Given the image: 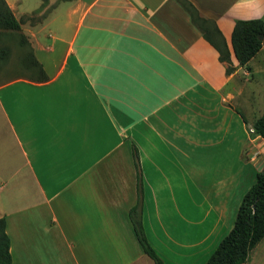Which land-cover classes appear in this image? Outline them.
<instances>
[{"label":"crops","instance_id":"obj_1","mask_svg":"<svg viewBox=\"0 0 264 264\" xmlns=\"http://www.w3.org/2000/svg\"><path fill=\"white\" fill-rule=\"evenodd\" d=\"M47 1L43 19L21 22L47 80L0 86V218L12 264H154L130 220L140 196L161 259L205 264L264 158V139L248 130L264 114V48L246 66L232 48L234 20L264 17V0H189L220 29L230 76L176 0ZM187 180L194 221L181 240ZM246 264H264V239Z\"/></svg>","mask_w":264,"mask_h":264},{"label":"trees","instance_id":"obj_2","mask_svg":"<svg viewBox=\"0 0 264 264\" xmlns=\"http://www.w3.org/2000/svg\"><path fill=\"white\" fill-rule=\"evenodd\" d=\"M189 14L191 22L218 52L226 75L236 71L232 54L217 25L202 17L189 0H176ZM14 32L20 35L22 44L29 48L28 62L36 78L46 81L47 75L42 65L35 58L33 48L24 34L21 21L16 18L6 0H0V35ZM232 48L240 66H246L264 48V17L250 20L235 19L232 34ZM8 55L5 48H0V62ZM254 132L264 139V114L254 123ZM138 166L137 152L135 154ZM142 194V192H141ZM142 196L130 212V220L136 240L144 254L154 264H166L149 243L142 225ZM6 218H0V264H12L11 241L7 234ZM264 239V167L256 173L255 184L243 196L235 225L231 232L205 264H246L250 253Z\"/></svg>","mask_w":264,"mask_h":264},{"label":"rangeland","instance_id":"obj_3","mask_svg":"<svg viewBox=\"0 0 264 264\" xmlns=\"http://www.w3.org/2000/svg\"><path fill=\"white\" fill-rule=\"evenodd\" d=\"M17 9V15L20 17V21L25 24L30 22L31 24H36L41 19L44 18L51 11V7H47V0H42L44 5L38 12H34L31 15H25L21 18L20 11H29L35 10L38 7V4L41 0H9ZM46 18V17H45ZM20 35L14 32H5L3 31L0 35V48H5L8 51V55L6 58L0 62V86L4 85L10 81H13L17 78L21 77H32L34 75L33 69L29 66L28 57H29V48L27 45L22 44V41L19 37ZM263 70L262 74H260V82L264 85V62L260 65ZM35 76V75H34ZM36 77V76H35ZM251 89L256 90L257 87L250 86L248 89L243 88V92L246 93L251 92ZM264 95V86L262 87L260 93ZM259 117V116H258ZM250 121L248 120V123ZM254 125L248 126V130H254ZM183 198H182V207L180 218L178 214H176L177 222H179V226L177 224L176 230L174 231V235H178L179 239L184 240V238L190 237V221H194V215L192 216V212H194L193 207V198L189 193L192 188V183L187 180V182L183 183Z\"/></svg>","mask_w":264,"mask_h":264},{"label":"water","instance_id":"obj_4","mask_svg":"<svg viewBox=\"0 0 264 264\" xmlns=\"http://www.w3.org/2000/svg\"><path fill=\"white\" fill-rule=\"evenodd\" d=\"M264 167V158L262 159V161L260 162V165L258 167V171H261Z\"/></svg>","mask_w":264,"mask_h":264}]
</instances>
